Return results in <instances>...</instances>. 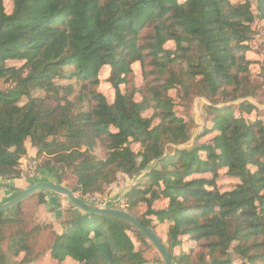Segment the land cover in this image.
I'll list each match as a JSON object with an SVG mask.
<instances>
[{"label": "trees", "instance_id": "16d2710c", "mask_svg": "<svg viewBox=\"0 0 264 264\" xmlns=\"http://www.w3.org/2000/svg\"><path fill=\"white\" fill-rule=\"evenodd\" d=\"M255 4L264 22V0ZM255 18L247 1L13 0L7 13L0 0V81L7 85L0 89V178H21L28 140L46 180L62 184L71 172L76 180L70 190L81 199L104 193L118 174L138 176L122 198L125 211L133 215L145 207L135 218L159 237L173 264H234L230 252L239 264H264L263 124L218 108L204 132L216 133L210 144L174 149L189 134L168 94L241 95ZM135 63L143 77L139 101L119 90ZM104 68L115 90L111 105L92 89ZM55 78L79 86L72 102L49 108L31 93L56 95ZM150 109L152 116L143 117ZM96 146L101 157L93 153ZM220 169L239 181L231 191L215 188ZM204 175L211 179L198 178ZM164 200V208L154 209ZM70 206L59 232L49 224L27 230L17 215L21 204L0 213V264H31L32 239L47 229L46 252L56 264H148L129 232L141 234L130 224ZM163 224L166 242L158 230ZM184 237L198 250L176 256Z\"/></svg>", "mask_w": 264, "mask_h": 264}, {"label": "rangeland", "instance_id": "374dc122", "mask_svg": "<svg viewBox=\"0 0 264 264\" xmlns=\"http://www.w3.org/2000/svg\"><path fill=\"white\" fill-rule=\"evenodd\" d=\"M232 4L241 3L247 1L251 5V11L254 14L255 21L252 24L253 34L251 36V40L249 42V51L245 54L246 59L250 61L249 64V74L247 77V81L244 84L243 91L241 95L234 98L224 99L223 96L217 95L215 97H207L201 94H196L195 91L191 90L188 94V98L182 97V92L179 89H173L168 94L173 99V112L174 114L182 119L188 129L189 140L187 143L173 147L174 149H185L192 150L193 148H199L202 145L210 144L213 137L216 133L205 134V130L211 128L212 119L215 115L216 110L219 108H228L230 113L233 114L236 118H243L248 122L260 121L264 126V22L257 15L255 0H230ZM4 9L7 13H10L13 6V0H3ZM174 44L169 42L166 44V48H173ZM16 67H20L21 64H12ZM71 68H67L64 70V75L67 76ZM109 72L108 69L104 68L100 71L99 74V83L94 86L92 89L97 94L102 95L108 104H112L115 97V90L107 82ZM67 78V77H65ZM54 84L57 87V94L47 96L43 91H33L31 96L34 98L45 99L47 101L49 108H55L58 104H62L65 100L73 101L74 95L73 92H77L79 84L75 79H61L55 78ZM143 84L142 70L139 63H135L132 65V74L131 78L124 85L119 87V90L122 94L133 95V99L135 101H139L140 94L137 91ZM7 85L3 84L0 81V89H5ZM195 92V93H194ZM236 95V94H235ZM27 99L22 98L21 103H26ZM251 105L253 106V110L250 112H245L242 108L241 104ZM83 108L86 109L88 107L87 102L84 100L82 103ZM152 116V110H147L143 117L149 118ZM158 121H153V126L157 125ZM27 147L30 148V143L28 140L25 142ZM172 147H168V152H170ZM131 149L133 151H138L139 146L136 144H131ZM93 153L97 157H101L102 153L98 146L95 147ZM202 158H204V153H199ZM25 157V156H24ZM22 159V158H21ZM20 159V160H21ZM35 161L34 165L30 169L31 176H23L21 179H7L4 184L1 183L0 180V200H8L10 201L14 197H16L20 191L31 186L30 184L33 180L30 178L43 176L47 179L46 175L38 171V164L41 160L29 159ZM38 161V162H37ZM20 163V162H19ZM23 164V163H22ZM19 169V167H18ZM29 175V174H25ZM122 178L121 174L117 175L116 184L118 186V182ZM198 178H205L207 180L211 179V175L198 176ZM76 177L71 172H67L65 178L63 180L62 185L71 189L75 187ZM239 181L234 178H230L226 175L225 169H220L218 171L217 177L214 179V186L220 192H228L231 191ZM104 193L100 195H105ZM46 194L43 196L37 197V195H33L23 201L20 207V211L17 213L19 218L23 221L24 227L27 230H31L36 225H44V223H40V218L38 217V209L40 206L45 205L46 203ZM76 197H79L78 194H74ZM64 198V197H63ZM85 199V198H84ZM83 199V200H84ZM7 201V202H8ZM6 203V202H5ZM48 204V203H47ZM2 205V204H1ZM166 206V201H161L156 204L154 209H161ZM67 208L65 210L66 216L73 209L65 205ZM50 211L54 209L52 207L49 208ZM145 207L141 206L134 211L133 216L136 218H140L141 214L144 213ZM11 215V214H10ZM58 226V224L56 225ZM159 231L162 232L161 239L166 242V230L167 226L165 224L158 227ZM12 229L10 227L6 230V232H10ZM141 234V233H140ZM136 249L141 250L143 252V257L148 262V264H163L162 258L158 254V252L154 249V247L150 246L151 244L147 241L146 238L141 234L138 236L135 233L129 232ZM51 237L50 229L44 230L42 233L35 235L32 239V250L31 257L36 255L35 260L31 264H56L49 256L47 250V245L49 244V239ZM180 247L174 250V254L177 256L179 252L188 253L191 249L194 252H197V247L194 242L189 240V238L184 237L181 239ZM22 256H20L21 258ZM230 257L234 264H239L240 260L236 254L230 252Z\"/></svg>", "mask_w": 264, "mask_h": 264}, {"label": "water", "instance_id": "95a60500", "mask_svg": "<svg viewBox=\"0 0 264 264\" xmlns=\"http://www.w3.org/2000/svg\"><path fill=\"white\" fill-rule=\"evenodd\" d=\"M39 192H49L52 194L62 196L66 198V200L70 204H72L75 208L85 213L109 216L120 219L130 224L139 233H141L144 236V238H146L147 241H149V243L154 247V249L158 252L160 257L162 258L163 264H173L170 259L168 250L166 249V247H164L159 237L151 229L143 226L132 214L123 210H117L112 208H100L88 204L83 199L76 197L70 189L63 186L62 184H55L50 181L34 183L28 188L20 191V193L16 197L11 199L7 203L0 205V213L15 207L16 205L22 203L29 197Z\"/></svg>", "mask_w": 264, "mask_h": 264}, {"label": "crops", "instance_id": "0c3cea01", "mask_svg": "<svg viewBox=\"0 0 264 264\" xmlns=\"http://www.w3.org/2000/svg\"><path fill=\"white\" fill-rule=\"evenodd\" d=\"M29 143V141H28ZM27 155L24 157L26 159H35V154L36 150L32 147L28 148L27 144H25ZM121 176H124V174H121ZM121 179V178H120ZM1 183L4 184L7 179H2L0 178ZM19 180H24L19 178ZM30 180H33V182L30 184L38 183V182H43L47 181L43 176H38L34 178H30ZM116 182H114L112 185H110L105 193V196L109 201H116L118 199L123 198V196L129 191V190H124L120 185H115ZM46 203L45 205H42L38 209V217L40 218V223L44 224H49L53 225L54 229L57 230L58 232L61 229V223L64 221L65 218V210L67 209L65 205H68L70 207V203L66 200V198H63L62 196L52 194V193H47L46 195ZM8 200L1 201L0 200V205L7 203ZM48 203V204H47ZM52 207L54 210L53 211H48L50 210L49 208ZM58 224V226H56Z\"/></svg>", "mask_w": 264, "mask_h": 264}, {"label": "built area", "instance_id": "2783aa9c", "mask_svg": "<svg viewBox=\"0 0 264 264\" xmlns=\"http://www.w3.org/2000/svg\"><path fill=\"white\" fill-rule=\"evenodd\" d=\"M19 172L21 174V177L23 176H31L30 169L34 165L35 161L33 160H28L26 158H22L19 161ZM23 163V164H22ZM29 174V175H25ZM139 177L138 176H127L124 175L120 180L121 182H118V185H120L124 190H129L132 186L136 184L138 181ZM85 202L88 204H91L93 206H97L100 208H112V209H117V210H123L125 211L126 204L125 201L121 198L116 201H109L105 195H91L87 196L84 199Z\"/></svg>", "mask_w": 264, "mask_h": 264}]
</instances>
